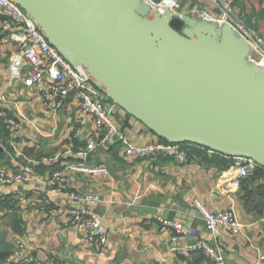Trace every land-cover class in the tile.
<instances>
[{
    "label": "crops",
    "instance_id": "obj_1",
    "mask_svg": "<svg viewBox=\"0 0 264 264\" xmlns=\"http://www.w3.org/2000/svg\"><path fill=\"white\" fill-rule=\"evenodd\" d=\"M224 1L264 43V0ZM198 2L208 11L219 12L206 0H182V12L191 13ZM5 21L0 16V98H5L0 102L5 110L4 117L0 113V124L7 125L6 134L0 133L4 149L0 169L14 175L29 166L33 176L41 179L0 188V238L12 245L11 250L18 243L25 244L28 261L37 264H213L198 253L189 258L179 254L177 248L188 240L173 244L171 234L159 230L156 217L162 216L200 231L217 245L228 264H264V170L245 180L239 191L226 194L223 176L235 162L210 149L192 147V161L180 165L166 158L135 160L117 143L101 144V132L92 119L81 115L74 96L58 110H50L35 86L25 85L24 72L21 76L10 72L20 46L1 31ZM218 30L217 26L214 34ZM94 95L105 102L115 124L133 144L159 139L134 117L127 121V112L99 90ZM6 120L16 122L20 129L12 131ZM90 138L98 146L88 162L107 166L110 175L93 178L71 173L68 188L101 197L92 209L109 230L108 243L100 253L73 224L79 205L44 183L54 172L78 162L77 151ZM196 199L212 212L233 211L243 225L242 232L219 229L215 238L210 237L192 206Z\"/></svg>",
    "mask_w": 264,
    "mask_h": 264
},
{
    "label": "water",
    "instance_id": "obj_2",
    "mask_svg": "<svg viewBox=\"0 0 264 264\" xmlns=\"http://www.w3.org/2000/svg\"><path fill=\"white\" fill-rule=\"evenodd\" d=\"M16 1L127 121L264 169V74L246 63L250 49L234 35L214 37L147 0Z\"/></svg>",
    "mask_w": 264,
    "mask_h": 264
},
{
    "label": "built area",
    "instance_id": "obj_3",
    "mask_svg": "<svg viewBox=\"0 0 264 264\" xmlns=\"http://www.w3.org/2000/svg\"><path fill=\"white\" fill-rule=\"evenodd\" d=\"M206 1L219 12L208 11L199 2L194 5L189 14L182 12V0H162L159 5H155L153 0H147V3L152 8L164 10L165 14L172 13L181 19L192 17L198 21L217 23L223 31L229 30L250 49L251 53L246 63L257 72L264 74L263 41L253 33L244 20L228 7L224 0ZM0 16L6 19L1 31L20 46L19 52L12 58L10 72L20 76L24 72L25 85L35 86L47 108L56 111L70 96H74L78 100L81 115L92 119L97 131L101 132V144L117 143L128 158L135 160L166 158L180 165H186L192 161V147H198L197 145L163 142L159 139L144 145L133 144L125 132L115 124L105 102L94 95L98 90L84 68L72 60L69 55L52 46L16 0H0ZM1 101H5V98L1 97ZM0 113L3 116V112ZM6 122L12 131L20 129V125L16 122L12 120H6ZM97 146L98 142L90 138L86 147L77 151L78 162L70 163L54 172L44 183L54 192L63 194L70 202L79 205L80 209L75 214L73 224L79 234L94 242L96 253H100L108 243L109 231L102 218L92 209L101 201V197L92 193H79L68 188L71 173H83L93 178L110 175L107 166L88 162ZM234 160H236L234 166L223 176V191L226 194L239 191L244 181L255 177L258 169L261 168L255 160L248 157ZM37 180L41 181L33 176V171L29 166L22 168L14 175L0 169V188ZM44 202L46 205L49 204L48 199ZM192 206L212 238H215V233L219 229L234 234L243 230V225L233 211L212 212L199 199L194 200ZM156 222L162 233L171 234L173 244L188 240L187 243L177 248V252L183 257L189 258L198 253L213 264H228L217 245L203 238L200 231L189 229L182 222L162 216H157ZM29 256L30 252L26 245L18 243L5 264H14L21 260L28 261ZM261 260L264 261V256Z\"/></svg>",
    "mask_w": 264,
    "mask_h": 264
},
{
    "label": "trees",
    "instance_id": "obj_4",
    "mask_svg": "<svg viewBox=\"0 0 264 264\" xmlns=\"http://www.w3.org/2000/svg\"><path fill=\"white\" fill-rule=\"evenodd\" d=\"M1 117V116H0ZM2 118V117H1ZM7 125H5V124H0V133H2L3 135H5L6 134V129H7V127H6ZM159 140H161V141H163V142H167V141H165V140H163V139H161V138H159ZM185 145H188V144H191V143H184ZM192 145H197V144H192ZM197 146H199V145H197ZM193 153V152H192ZM232 161H234L235 162V160H234V158H230ZM233 162V163H234ZM262 170H264L263 168H259L258 169V171H257V174H256V176H258V174H259V172L260 171H262ZM255 176V177H256ZM254 177V178H255ZM1 209H2V205L0 204V212H1ZM14 221H16V220H14ZM15 229V228H14ZM12 245L11 244H9V243H6V242H4L1 238H0V264H5L6 263V261H7V259H8V257H9V255L11 254V252H12ZM14 264H37L35 261H26V260H21V261H18V262H16V263H14Z\"/></svg>",
    "mask_w": 264,
    "mask_h": 264
},
{
    "label": "bare ground",
    "instance_id": "obj_5",
    "mask_svg": "<svg viewBox=\"0 0 264 264\" xmlns=\"http://www.w3.org/2000/svg\"><path fill=\"white\" fill-rule=\"evenodd\" d=\"M161 13H165L164 10L161 11ZM216 25L219 27V25L216 23H205V22H200V26L201 28H203L204 30H206L207 33H210V34H214L216 31ZM227 32H229V30H225ZM230 33V32H229Z\"/></svg>",
    "mask_w": 264,
    "mask_h": 264
},
{
    "label": "rangeland",
    "instance_id": "obj_6",
    "mask_svg": "<svg viewBox=\"0 0 264 264\" xmlns=\"http://www.w3.org/2000/svg\"><path fill=\"white\" fill-rule=\"evenodd\" d=\"M200 22H202V21H200ZM215 24H216V23H215ZM216 27H217V25H216ZM219 28H220V30H218L217 34H213L212 36L219 38V34H218V33H219V32L221 33V31H222V28H221L220 26H219ZM247 60H248V58H246V61H247ZM106 228H107V227H106ZM107 229H108V228H107ZM108 231H109V230H108ZM14 249H15V248H14ZM14 249H13V250H14ZM13 250H12V251H13Z\"/></svg>",
    "mask_w": 264,
    "mask_h": 264
}]
</instances>
